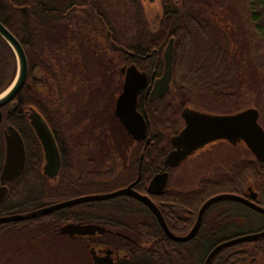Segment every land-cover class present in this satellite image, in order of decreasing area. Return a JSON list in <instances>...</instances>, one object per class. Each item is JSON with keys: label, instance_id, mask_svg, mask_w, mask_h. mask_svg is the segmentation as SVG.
<instances>
[{"label": "flooded vegetation", "instance_id": "obj_1", "mask_svg": "<svg viewBox=\"0 0 264 264\" xmlns=\"http://www.w3.org/2000/svg\"><path fill=\"white\" fill-rule=\"evenodd\" d=\"M144 1L154 2V0H142L143 5ZM96 2L98 7L103 6L106 8L100 12L98 11L100 8L93 11L97 18H94L91 24H87L85 13L88 10L87 5L83 4V0H75L68 7L66 5L62 6L60 0H53L52 5L54 8L50 11V24L46 30L47 34L40 35L38 33L39 30H37L33 36H29L24 34L25 27L23 24L18 28L19 34L15 35V37L25 50L28 70L26 81L21 90L11 101L0 107V149L2 153L0 178L7 155V135L10 127L14 128L21 136L25 145L26 159L22 171L16 178L5 181L0 180V185L8 187V192L0 205L6 201L11 185L14 183L20 182L22 190L32 187L33 192H36L38 190L36 183H38L40 174L49 178L51 186L55 190L71 189L81 191L83 174L88 176H97L99 174L93 170V167H97V164L101 167L98 160L102 161L103 159L101 147L104 142L112 144H120L125 140H131L133 144L138 142L128 133L127 128L116 114L117 100L123 91L126 77L123 69L132 64L137 65L134 59L137 54L140 60H143L142 63L145 64V67L137 65L138 69L148 75L147 84L138 96L137 105L138 111L145 116L148 122L146 139H149V142H146V139L142 141L146 145L153 143L150 138L152 121L148 108L152 105L161 106L168 96V93L163 97H153L152 95L156 81L164 75L165 65L161 73H158L156 68L161 63L165 64L164 52L163 56H160L159 48L156 46L152 48L151 52H146L145 54L133 51L137 43L139 44L146 39L145 34L137 32L135 27L137 15L144 16L143 20H146L144 9L142 14L136 12L133 3L129 0L127 5L123 2L119 3L118 0H96ZM24 5L21 3L18 7L20 12L23 11ZM109 6H114L115 9L110 10ZM100 15L104 17L108 25L105 28L99 25L98 18ZM158 26L159 23H157L156 28L152 29V26L150 28L146 24L149 32L148 37L155 35ZM0 37L4 40L0 42V64H3L5 63L6 49L9 43L1 35ZM30 37H34V42ZM11 50L15 55L12 48ZM120 54L122 55L121 58ZM91 58H95L94 61L98 63L102 62V59H106L103 72L100 70V75H98L103 88L100 91H96L97 97H101L102 99L100 98V100L104 101L99 109L96 110L95 116L91 114L94 108L92 104L94 99L90 101L85 99L83 103V84H81L80 89L75 87L79 78L80 82L83 83V64ZM40 64L47 65L49 72L45 71ZM77 64L80 65L79 69L82 71L75 73L73 65L77 66ZM107 81H112L113 85L110 89L104 88V84ZM102 96H106V98L104 99ZM86 97L88 96L86 95ZM77 104H79V107H77ZM38 115L47 122L60 157L59 161H56L57 163L55 164L53 163L48 169L46 168L47 159L45 152L34 125L35 118ZM90 121L91 124L87 126ZM215 143H209L205 147H211ZM39 145H41L43 150L42 163ZM90 146H96V154L91 152L90 156L88 154L85 157L83 149L87 150ZM174 148L175 146L173 145L171 150ZM167 154L163 160L162 167L157 172L167 171L169 173L165 190L162 193H149L148 191L147 193H141L136 189V185L142 179L143 154L140 157L137 175L138 178L139 170H141V177L133 187L135 190L141 194H148L150 197L151 195H165L172 189L183 191L182 189L171 187L169 179L174 169L183 164L188 157L178 166L172 167L166 165ZM129 161L130 156L126 158V162L125 160L117 159L119 164L116 165L119 168L118 171L128 166ZM89 164L92 168L89 167ZM108 164L112 163L109 162ZM110 174H113V172ZM80 196L83 195L76 197ZM119 197H127L137 201H109ZM111 199L74 204L49 213L53 217L44 220L34 217L12 221L19 223L16 226H2L11 222L1 223L0 230L2 229L3 231L1 236H13L18 239L23 233H31L34 238L41 236L48 237L50 240L73 242L76 245V250L78 249L83 253V258L78 264H138L143 261L141 259L148 258L153 254L152 250H150L153 244L151 238L154 234L150 215H154L159 225L160 223L152 210L135 197L119 195ZM65 200L68 199L58 202ZM168 200L169 198L157 205L167 225L169 226V222L172 221L175 222L177 230L181 229L185 220L183 209L178 204ZM173 207H176V209L174 210ZM70 223L94 224L104 228V231L97 230L91 234L63 232V227ZM160 227L163 230V236L173 240L167 235L161 225ZM201 227L202 223L198 233L187 242L173 240L181 244L176 247L175 251H169L164 242L160 243L162 248L157 250L160 254L159 259H153L156 260L157 264H184L181 256L183 244L198 238ZM170 230L176 235H186L177 234L171 228Z\"/></svg>", "mask_w": 264, "mask_h": 264}, {"label": "trees", "instance_id": "obj_2", "mask_svg": "<svg viewBox=\"0 0 264 264\" xmlns=\"http://www.w3.org/2000/svg\"><path fill=\"white\" fill-rule=\"evenodd\" d=\"M52 1L0 0V21L16 36L19 34L18 28L22 24L25 27L24 34L33 36L37 30H39L40 35L47 34L46 30L50 24V11L54 8ZM71 1L74 2L75 0H60L61 5L67 7L72 4ZM118 1L126 5L129 3L128 0ZM129 1L133 3L136 12L142 14L144 9L142 0ZM219 1L221 4L218 5L212 0H162L163 15L155 35L150 37H148L147 23L143 20L144 16H142L143 18L139 15L136 17V30L140 33L143 32L146 39L139 44L137 43L133 49L134 52L145 54L151 52L152 48L156 46L159 48V55L163 56L166 44L170 38L174 37L173 75L167 99L161 106L152 105L148 108L152 121L150 128L152 144L146 145L144 141L135 142L130 153L128 166L107 180L103 178L83 180L81 191L55 190L52 188L49 178L43 174L38 176V183H36L38 190L36 192H33L30 187L22 190L20 182L14 183L11 185L6 201L0 205V216L37 209L79 195L112 192L127 186L137 178L142 154L144 155L142 179L136 185V189L141 193H147L151 179L162 167L167 152L173 148L172 136L178 134L185 125L182 111L186 107H192L195 96L211 94L225 98L230 97L233 103L232 108L223 111L224 113L220 112L221 114L237 113L252 107L246 103L239 105L240 102L237 99L239 93L246 88L247 77L244 74L247 72L244 71L243 60H240L236 54L237 50L234 43L237 42L231 39L227 25L217 12L227 6L226 1ZM243 1L248 18L246 26L250 29V39L254 43L252 46H254L258 67L264 73V0ZM21 3L25 4L22 12L18 8ZM83 4L87 5L89 12L85 13L87 24H91L93 19L97 18L93 12L95 9L100 8L98 10L100 12L106 8L98 7L96 0H83ZM108 8L110 10L115 9L114 6ZM98 20L99 25L103 28L108 26L103 16L100 15ZM31 40L34 42V37ZM2 41L4 40L0 37V42ZM240 44L243 43L240 42ZM6 50L5 63L0 64V93L11 84L17 72V60L9 45ZM134 59L139 67H145L138 54ZM40 65L49 72L47 65ZM164 65L161 63L156 67L158 73L162 72ZM263 107L264 103L255 104V108L258 110ZM215 111L217 112V110L211 109V112L215 113ZM261 120L262 118H260V122L264 126ZM39 149L42 163L43 150L41 145H39ZM1 163L2 153L0 149V166ZM249 187H253L258 192L257 202L264 206V163L255 156L233 162L230 171L227 173H222L219 176L209 175L201 179L193 189L183 191L172 189L165 195H151V198L158 205L169 198L168 201L182 207L185 219L183 228L177 230L175 222L172 221L169 222V226L177 234H186L195 224L202 205L210 197L220 193L249 197ZM21 197L24 199L20 200ZM109 201L132 202L137 200L119 197ZM173 208L176 209V207ZM162 210L166 213L164 209ZM251 213L259 216L260 224L244 232L232 233L231 230L240 225L238 221L246 222L254 217ZM50 217L53 215L47 214L38 219L44 220ZM150 217L152 218L154 233V238H151L153 244L150 249L153 254L148 258L146 257L147 259H141L143 261L138 264H157L153 258L159 259L160 254L157 250L162 248L160 245L162 242L165 243L169 251H175L176 247L181 245L165 238L154 215L151 214ZM18 224V222H11L2 226H16ZM261 230H264L263 213L232 199L219 200L207 208L198 238L183 244V252L181 253L183 262L184 264H204L208 254L219 243ZM2 233L1 229L0 236ZM207 240L210 241L207 242ZM193 244L194 246H192ZM263 262L264 239H257L242 241L222 248L209 264H262Z\"/></svg>", "mask_w": 264, "mask_h": 264}, {"label": "water", "instance_id": "obj_3", "mask_svg": "<svg viewBox=\"0 0 264 264\" xmlns=\"http://www.w3.org/2000/svg\"><path fill=\"white\" fill-rule=\"evenodd\" d=\"M0 35L9 43L15 52L17 60V72L13 81L3 92L0 93L1 107L11 101L23 87L27 77L28 61L25 50L19 40L1 21ZM173 54L174 37L169 40L165 47L164 75L156 81V85L152 92L153 97H163L169 92L170 82L173 75ZM123 70L126 73V77L123 91L117 100L116 114L127 128L128 133L131 134L136 141H142L146 139L147 136L148 122L145 119V116L138 111L137 105L138 96L147 84L148 75L145 72H141L135 64H132ZM38 116L35 118L34 125L45 152L47 159L46 168L48 169L53 163H57L60 157L56 142L47 122L40 115ZM182 116L185 120V127L178 134L172 136L171 142L175 148L167 154L166 165L172 167L178 166L185 158L194 155L199 149L204 148L209 143L217 142L219 140H226L232 144H237L239 142L245 143L255 157L260 162L264 163V126L259 120L260 111L257 108L249 107L237 113L215 114L186 107L182 112ZM146 142H149V139H146ZM6 154V160L1 173V179L3 181L16 178L22 171L26 159L24 142L19 133L12 127L9 128V133L7 135ZM140 177L141 170H139V176L136 181L127 187L112 192L83 195L43 206L33 211L0 216V224L40 217L81 202L101 201L119 195H129L140 200L152 210L160 225L170 238L180 242H187L198 233L207 208L219 200L232 199L264 214V206L260 205L256 200L258 198V192L252 190L251 187L249 188V197L232 193H220L210 197L202 205L198 219L188 234L176 235L170 230L161 210L151 197L148 194H141L133 188L140 180ZM168 178L169 173L167 171L155 174L149 184L148 192L162 193L167 186ZM7 192L8 187L0 185V203L6 196ZM103 229L104 228L94 224L82 225L70 223L64 226L62 231L71 234H91L97 230L102 232L104 231ZM257 239H264V230L223 241L211 250L204 264H209L215 254L228 245Z\"/></svg>", "mask_w": 264, "mask_h": 264}, {"label": "rangeland", "instance_id": "obj_4", "mask_svg": "<svg viewBox=\"0 0 264 264\" xmlns=\"http://www.w3.org/2000/svg\"><path fill=\"white\" fill-rule=\"evenodd\" d=\"M212 1L218 5L221 4L219 0ZM225 1L227 6L221 8V10L217 12L227 25V30L231 39L237 42L234 43L237 50L236 54L240 60H243L242 62L245 64L244 71L247 72L244 74L247 77V82H245L246 88L239 93L237 99L238 102H240L239 105L241 103H246L255 107L256 103H264V73L258 67V60L256 59L254 46H252L253 42H251L250 39V29L246 26V24H248V18L245 11V2L243 0H224V2ZM144 5V10L146 12L145 22L150 28L152 26V29H154L162 16V0H154V2L151 3L150 1H144ZM239 41L243 44L241 45ZM94 59L95 58H91L83 64V83L80 82L79 78L75 86L80 89L81 84H83V103L85 99L89 101L94 99L92 102L94 108L91 112L93 116H95L96 110L99 109L104 101L100 100L101 97H97L96 91H100V89L103 88L98 75H100V70L103 72V67L106 62L105 58V61L102 59L100 63L94 61ZM79 67L80 65L73 66L75 73L82 71ZM112 85V81H107V83L104 84V88L110 89ZM86 95L88 97H86ZM90 95L94 97H90ZM102 97L104 99L106 98V96ZM193 100L194 103L192 107L209 113H213L211 109L217 110L215 113H224L223 111L231 109L233 104L230 97L225 98L211 94L195 96ZM77 107H79V104H77ZM260 118H262L261 121L264 123V107L260 110ZM89 124H91V121L87 126ZM104 129L106 130V128ZM134 145L135 144H133L131 140H125L120 144L104 142L101 147L103 159L102 161L98 160L101 167L98 166V164L97 167H93V170L99 174L97 176L83 174V180L96 178L107 180L109 177L113 176V174H116L119 169L116 166L119 165L117 159H121L122 161L125 160L126 162V158L130 156ZM203 149L188 157L183 164L174 169L169 179V185L171 187L182 190L193 189L201 179L209 175L219 176L222 173H227L230 171L233 162L240 159L253 158L255 156L243 142L232 144L226 140H220L212 144L211 147L209 146ZM96 151V146H90L87 150L83 149V155L86 157L89 154L88 156H90L91 152L96 154ZM117 156H119V158H117ZM109 162L112 164H108ZM89 167L92 168L90 164ZM111 172H113V174H110ZM30 188L33 191L32 187ZM251 188L255 191L253 187ZM19 199L23 200L24 198L21 197ZM251 214L254 216L252 219L246 222H241V220L238 221L240 225L231 230V232H244L257 227L260 224L258 220L259 216L255 213ZM9 237L4 235L0 236V264H78L83 258V253L78 249L76 250V245L73 242L50 240L48 237L41 236L34 238L31 233H23L18 239L13 236ZM208 241L210 240H207V242ZM15 253L17 254L15 255ZM262 264H264V262Z\"/></svg>", "mask_w": 264, "mask_h": 264}]
</instances>
